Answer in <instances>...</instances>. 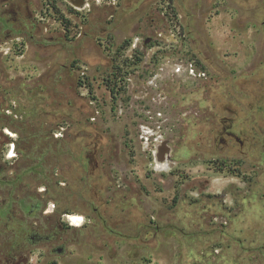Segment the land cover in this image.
<instances>
[{
	"label": "rangeland",
	"instance_id": "obj_1",
	"mask_svg": "<svg viewBox=\"0 0 264 264\" xmlns=\"http://www.w3.org/2000/svg\"><path fill=\"white\" fill-rule=\"evenodd\" d=\"M30 8L10 31L0 0V198L48 212L27 264H264V131L249 158L217 131L264 81V0Z\"/></svg>",
	"mask_w": 264,
	"mask_h": 264
},
{
	"label": "flooded vegetation",
	"instance_id": "obj_2",
	"mask_svg": "<svg viewBox=\"0 0 264 264\" xmlns=\"http://www.w3.org/2000/svg\"><path fill=\"white\" fill-rule=\"evenodd\" d=\"M149 1L151 0H138L141 4ZM2 3L7 4L10 16L8 23L12 24L14 27L13 29H10V31L15 30L16 26L19 28L25 26L20 20L22 16L29 14L30 18H34V14L31 12L30 8V0H2ZM0 24L3 25L1 20ZM11 35L12 34L10 33L9 36ZM260 85L264 86V81ZM260 85L256 86L257 92L253 95L249 94L248 100L239 95H233L235 103L234 108L219 110L217 131L222 153L233 152V154L240 157L249 158V154L256 150V129L260 126L259 130L261 132L264 131V87H261ZM253 101L259 104L257 109L250 106ZM260 116H262V119ZM262 162L264 163V158L262 159ZM0 174H2L1 169ZM11 196V192H8L7 198H0V224L3 223V221H7L4 225L5 230L13 233L15 245L12 246L11 251H9L10 249L6 250L4 246H1L0 242V264H23V262L27 264L29 257L25 258V253L28 250L26 248L22 249L20 243L21 236H24L25 234V231L20 229V226L22 225L21 223L25 220V211L28 210L31 213L42 211L45 215L48 212H44L46 207L43 206L41 202L30 204L29 206L19 204L24 213V216L20 217L19 215H16L17 209L14 205V201H11L10 199ZM33 224L36 225L35 222ZM36 229L37 230H32L28 240L32 241V243H37L49 239L48 236L42 234L43 230L41 224L38 225ZM17 232L22 234L20 235Z\"/></svg>",
	"mask_w": 264,
	"mask_h": 264
},
{
	"label": "water",
	"instance_id": "obj_3",
	"mask_svg": "<svg viewBox=\"0 0 264 264\" xmlns=\"http://www.w3.org/2000/svg\"><path fill=\"white\" fill-rule=\"evenodd\" d=\"M73 5L81 7L84 4V0H69ZM55 252L58 254H62L64 252V246H60L55 249Z\"/></svg>",
	"mask_w": 264,
	"mask_h": 264
},
{
	"label": "bare ground",
	"instance_id": "obj_4",
	"mask_svg": "<svg viewBox=\"0 0 264 264\" xmlns=\"http://www.w3.org/2000/svg\"><path fill=\"white\" fill-rule=\"evenodd\" d=\"M16 156L15 154H13V157ZM71 219L73 221V226L75 227H79L80 224L79 222H81V220L83 219L82 217H77V216H71Z\"/></svg>",
	"mask_w": 264,
	"mask_h": 264
}]
</instances>
